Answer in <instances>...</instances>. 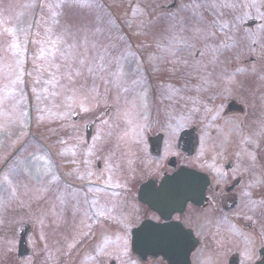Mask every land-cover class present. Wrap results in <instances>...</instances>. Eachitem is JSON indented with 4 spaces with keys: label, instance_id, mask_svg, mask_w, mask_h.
Wrapping results in <instances>:
<instances>
[{
    "label": "rangeland",
    "instance_id": "obj_1",
    "mask_svg": "<svg viewBox=\"0 0 264 264\" xmlns=\"http://www.w3.org/2000/svg\"><path fill=\"white\" fill-rule=\"evenodd\" d=\"M158 72L170 82H157ZM230 101L242 110L230 113ZM262 121L264 0H0V264H32L37 252L50 262L51 247L71 237L50 216L59 201L77 200L55 184L54 133L68 170L96 171L70 159L98 156L100 175L138 182L157 166L145 154L156 131H165L170 155L198 129L200 157L211 152L215 167L227 168L254 160L243 147L255 146ZM242 200L234 211L262 222ZM74 201L67 206L79 211ZM133 207L138 222L147 209L137 199ZM126 219L118 224L129 239ZM210 226L193 225L202 247L191 264L215 257L212 245L225 264L231 253L250 264L255 233L235 236L219 217ZM124 250L114 253L119 262Z\"/></svg>",
    "mask_w": 264,
    "mask_h": 264
},
{
    "label": "flooded vegetation",
    "instance_id": "obj_2",
    "mask_svg": "<svg viewBox=\"0 0 264 264\" xmlns=\"http://www.w3.org/2000/svg\"><path fill=\"white\" fill-rule=\"evenodd\" d=\"M235 103V101L228 103L227 110L230 113L242 110V107H237ZM260 127L261 130L257 133L255 146H242L250 154L248 158H254V160L250 162H241L242 159L231 161L227 168H216L212 162L213 156L211 152H209L207 161L200 157V149L204 147L200 145L198 129L191 130L190 134L186 132V134L180 137L182 145L175 154L170 155L164 149L165 131H156L148 137V154L146 152L145 154L149 159L153 157L157 166L153 169L154 172L146 179L138 180V182H136L135 176L127 180H120L117 177L110 178L111 176L109 175H100L99 170L103 169V165L102 161H100L101 158L99 159L98 156L97 160L85 158L88 160L87 163H85L84 159L77 162L73 157L70 159L75 165H95L96 171L87 172V170L79 166L76 172L68 170L64 163L66 151L61 150V146L57 147V135L54 133L52 137L53 145L50 148V165L55 175V184L59 186L58 190H62V196L65 194L70 197H77L76 201H67L66 199L59 201L57 206L62 211L61 204L64 205L63 208H68L67 203L74 201L80 205V212L73 208H68L69 210L63 213L59 209L51 210L50 216L55 221L54 224L59 225L61 219H63L64 227L71 234V237L68 238V242L64 245L57 243L51 247L49 250L50 262L44 258V253L40 254L37 252V257L33 260V264H168L161 257L140 258L131 252V230L142 220L152 219L160 221V219L154 212L143 205L147 210L145 213L138 215L139 220L136 222L135 209L133 207V209L129 210V206L135 203L136 188L141 183L151 181L154 186H157L165 175L172 174L175 171L183 175L184 170L186 172L188 170H195L197 172L198 181L194 188L193 200H187L182 210L173 214L171 219L180 222L185 228L191 229L193 235L196 237V245L189 254V264H191L192 255L202 247L199 246L200 242L194 232L193 225L195 227H203L205 230L209 229L211 227L210 219L215 217H219L225 229L233 232L235 236L242 233H255L256 237L252 241L254 249L251 253L252 260L250 264L255 263V252L259 255L260 259V249L264 248L263 121ZM92 133L93 131L86 133V139ZM227 137V135L223 136L224 139H227ZM59 151H64L62 157H59ZM117 154V152L110 154L111 159H113V162L110 160L113 167L115 166L114 164H117L114 162V160L118 159ZM59 160L61 162L60 166H64L62 173H59L58 169ZM214 174L215 178L213 177ZM217 177L222 178L223 181L217 179V182H215ZM221 182H223L222 185ZM239 186L243 187L241 191L242 195L237 194L236 189ZM51 194L54 196L55 193ZM240 198L243 199L240 206L248 211L255 208V212L259 214L258 217H261L262 222H254V220L245 214L239 215V213L234 211L238 207ZM55 203L52 199L50 203L51 207L55 206ZM71 212L76 217L75 219L72 217L73 220L70 219ZM148 213L154 215V218L150 217ZM127 214L131 215L127 216ZM199 214L203 215V221L199 219ZM120 217L127 218L129 239L125 236L126 230H122V233H120L121 230L118 224ZM186 223L189 224L186 225ZM212 246L211 248L205 246V248L210 249L211 254L215 257L204 256L203 258H198L195 264L206 261L209 264H225L224 257L216 254ZM123 248H125L127 254H124L123 256L126 255L125 259L119 262L114 253L121 252ZM238 257L236 253L229 254L226 264H248L244 261L240 263ZM152 260H156L157 263H152Z\"/></svg>",
    "mask_w": 264,
    "mask_h": 264
},
{
    "label": "water",
    "instance_id": "obj_3",
    "mask_svg": "<svg viewBox=\"0 0 264 264\" xmlns=\"http://www.w3.org/2000/svg\"><path fill=\"white\" fill-rule=\"evenodd\" d=\"M184 172L183 175L175 172L165 176L158 186H154L151 181L140 185L138 200L167 222L145 220L135 228L131 238V249L135 254L143 258L161 255L171 264H189L188 256L193 244L191 233L180 224L168 221L172 213L182 210L183 204L192 198L196 173ZM23 247L21 240L18 257L25 253ZM262 254L263 258L256 264H264V250Z\"/></svg>",
    "mask_w": 264,
    "mask_h": 264
}]
</instances>
